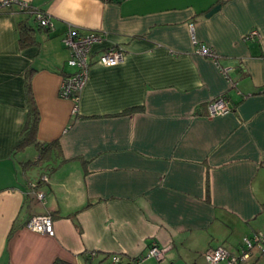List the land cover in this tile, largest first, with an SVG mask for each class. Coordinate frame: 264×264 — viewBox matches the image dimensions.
<instances>
[{"label": "crops", "instance_id": "0c3cea01", "mask_svg": "<svg viewBox=\"0 0 264 264\" xmlns=\"http://www.w3.org/2000/svg\"><path fill=\"white\" fill-rule=\"evenodd\" d=\"M25 1L52 27L0 7V264H108L114 253L126 264L153 242L171 246L141 264H207V248L238 253L264 232V0ZM21 20L34 44L19 45ZM70 24L105 35L74 113L58 94L73 70L62 42ZM191 27L197 44L234 62L229 79L194 52ZM251 29L259 36L246 39ZM112 45L123 60L96 62ZM27 80L37 140L59 143L34 167V144L16 147ZM223 93L230 111L207 116ZM46 213L53 235L24 227Z\"/></svg>", "mask_w": 264, "mask_h": 264}, {"label": "built area", "instance_id": "2783aa9c", "mask_svg": "<svg viewBox=\"0 0 264 264\" xmlns=\"http://www.w3.org/2000/svg\"><path fill=\"white\" fill-rule=\"evenodd\" d=\"M15 4L20 10L30 13L38 24L42 27L50 28L52 23L50 16L39 9H35L25 0H1L0 7H6ZM258 31L251 29L245 35V38L258 37ZM191 40L196 45L194 52L209 56L217 65L220 72L229 79V73L234 68L232 60L221 62L218 59L217 53L211 47L197 44V39L194 30H190ZM105 38L102 31L87 30L83 31L75 25H68L64 31L62 42L69 50V58L67 63L72 67V71L66 73L61 81L58 89L60 97L68 98L75 104L73 113L76 112V102L79 92L85 85L88 77V72L91 61V50L94 44L100 43ZM125 56L124 48L120 45H112L102 49L98 53L96 62L105 65L113 66L120 63ZM233 84V83H232ZM229 97L226 93L213 97L207 103L209 117L225 114L230 111ZM38 197L42 198L43 193L39 192ZM24 227L35 232L45 233L47 235L54 234L52 216L46 214H34L30 216L24 224ZM171 245H169L170 247ZM167 247V248H169ZM166 247H161L153 242L143 255L135 256L126 264H141L148 257H153L160 261L164 257L167 250ZM204 258L207 264H250L255 256H264V232H255L243 239V245L238 253H232L223 246L210 247L204 251ZM110 262L113 264L121 263V257L118 253H114L110 257Z\"/></svg>", "mask_w": 264, "mask_h": 264}, {"label": "trees", "instance_id": "16d2710c", "mask_svg": "<svg viewBox=\"0 0 264 264\" xmlns=\"http://www.w3.org/2000/svg\"><path fill=\"white\" fill-rule=\"evenodd\" d=\"M25 12V11H24ZM30 14V13H29ZM31 16V15H30ZM38 28H46L42 27L38 24ZM35 28L29 24L26 20H21L18 22V32H19V45L21 47H25L27 45L34 44L36 42L34 32ZM219 59V56H218ZM25 92L27 95V105H28V117L25 122L24 127L21 130L20 133V138L17 143V148H22L26 146L27 144H34L35 148L38 150L39 155L38 158L35 160L27 161L26 164L29 166H36L40 162L42 158H44L49 150L52 148H59V143L58 141H50V142H41L37 140L36 137V130H37V123H38V110L37 107L35 106L33 102V98L31 95L30 91V84L29 80L25 83ZM108 264H113V263H108ZM116 264H123L121 263H116Z\"/></svg>", "mask_w": 264, "mask_h": 264}, {"label": "water", "instance_id": "95a60500", "mask_svg": "<svg viewBox=\"0 0 264 264\" xmlns=\"http://www.w3.org/2000/svg\"><path fill=\"white\" fill-rule=\"evenodd\" d=\"M219 7H220L219 4L213 6V7H212V8L206 13V15H210V14H212V13L215 12Z\"/></svg>", "mask_w": 264, "mask_h": 264}]
</instances>
